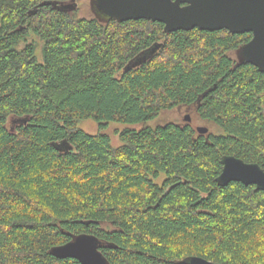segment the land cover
I'll return each instance as SVG.
<instances>
[{
  "label": "trees",
  "instance_id": "1",
  "mask_svg": "<svg viewBox=\"0 0 264 264\" xmlns=\"http://www.w3.org/2000/svg\"><path fill=\"white\" fill-rule=\"evenodd\" d=\"M77 8L0 0V264H81L50 253L81 234L108 264H264V191L216 182L223 155L264 167V71L235 56L251 33ZM178 106L220 133L165 123L114 146L105 132Z\"/></svg>",
  "mask_w": 264,
  "mask_h": 264
},
{
  "label": "water",
  "instance_id": "2",
  "mask_svg": "<svg viewBox=\"0 0 264 264\" xmlns=\"http://www.w3.org/2000/svg\"><path fill=\"white\" fill-rule=\"evenodd\" d=\"M95 17L101 21L148 19L161 22L164 31L226 29L232 33H251V39L240 46L235 56L264 71V0H90ZM184 120L189 123L190 114ZM195 130L206 134L208 127L198 125ZM216 182L225 186L231 181L255 185L264 191V167L245 162L232 155H223ZM99 239L91 234L74 236L70 241L56 245L50 253L56 258H73L81 264H108L99 250ZM187 264H222L190 256Z\"/></svg>",
  "mask_w": 264,
  "mask_h": 264
},
{
  "label": "rangeland",
  "instance_id": "3",
  "mask_svg": "<svg viewBox=\"0 0 264 264\" xmlns=\"http://www.w3.org/2000/svg\"><path fill=\"white\" fill-rule=\"evenodd\" d=\"M77 13L81 16H89L92 12L90 0H77ZM94 15V14H93ZM27 42H33L36 45V59L37 61H42V51H41V41L35 37L34 35H30L27 39ZM22 45V44H21ZM233 55V54H232ZM185 114H190L191 120L189 124L193 126L195 129L198 125H203L208 127V132L210 133H220V128L208 121L200 119L196 113L193 112L192 108L186 107V106H178L176 108H173L171 110L162 111L159 116L156 118L143 122L141 124L137 125H130L126 123H120V122H109L107 124V127L105 129V132L109 135L111 144L114 146H117L120 144V141L118 139L117 133L125 128H140V127H156L159 125H164L165 123H185L184 120ZM78 127L82 130H84L88 134H95L98 132V124L91 120L86 119L82 120L78 123ZM163 179V175H160V177L156 180L157 182H161Z\"/></svg>",
  "mask_w": 264,
  "mask_h": 264
}]
</instances>
